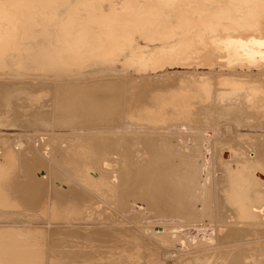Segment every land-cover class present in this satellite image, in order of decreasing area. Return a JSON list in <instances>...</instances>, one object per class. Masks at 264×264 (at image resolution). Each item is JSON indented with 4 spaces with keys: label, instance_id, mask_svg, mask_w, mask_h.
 Instances as JSON below:
<instances>
[{
    "label": "bare ground",
    "instance_id": "6f19581e",
    "mask_svg": "<svg viewBox=\"0 0 264 264\" xmlns=\"http://www.w3.org/2000/svg\"><path fill=\"white\" fill-rule=\"evenodd\" d=\"M6 127L0 264H264V0H0Z\"/></svg>",
    "mask_w": 264,
    "mask_h": 264
},
{
    "label": "rangeland",
    "instance_id": "374dc122",
    "mask_svg": "<svg viewBox=\"0 0 264 264\" xmlns=\"http://www.w3.org/2000/svg\"><path fill=\"white\" fill-rule=\"evenodd\" d=\"M196 63L197 62H192V61H188L186 63H182V62L181 63L180 62L172 63V64H167L164 67V69L166 70V72H168V71L170 72L171 71L172 73L170 72V75H172V76H175L174 74H184L183 72H185V71L191 72L194 68H196V70H198V71H205V69H206V71L208 70L207 65H205L203 63H198V64H196ZM173 71H174V74H173ZM175 71H177V72H175ZM2 131H3V133H6V134H2ZM19 131L20 130L18 128L6 127V128H1L0 129V132H1L0 134H2V135H13V132L17 133ZM253 227L254 228H262L263 226H253ZM230 239L227 238V241L229 240V242H228L229 244L227 243L225 245L224 252L223 253H218V255H215L216 259L213 258L209 264H231L230 263V259L231 258H235L237 260V263L241 264L240 260L243 259V258H246V256H244V255H246V253H245L246 251L243 250V248L241 246V244L243 242L236 241V240L232 241ZM218 248H221V246H219ZM240 250H243V252L240 251ZM238 254H240V255H238ZM175 256H176V253H175V255H173V254L168 255V257H169V259L167 258L168 262L169 263L173 262V261H170V260L174 259V258H175L174 261H176V257ZM167 259H166V261H167ZM234 262L232 264H234ZM196 263L200 264V263L196 262L194 259H192L189 264H196Z\"/></svg>",
    "mask_w": 264,
    "mask_h": 264
}]
</instances>
